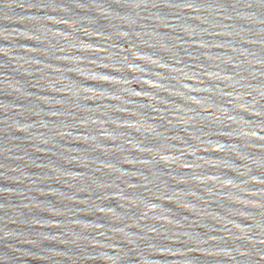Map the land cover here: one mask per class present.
Returning <instances> with one entry per match:
<instances>
[{
  "label": "water",
  "instance_id": "obj_1",
  "mask_svg": "<svg viewBox=\"0 0 264 264\" xmlns=\"http://www.w3.org/2000/svg\"><path fill=\"white\" fill-rule=\"evenodd\" d=\"M0 264H264V0H0Z\"/></svg>",
  "mask_w": 264,
  "mask_h": 264
}]
</instances>
